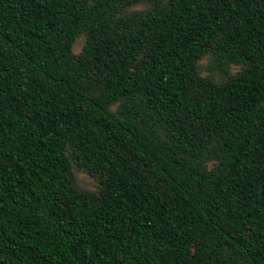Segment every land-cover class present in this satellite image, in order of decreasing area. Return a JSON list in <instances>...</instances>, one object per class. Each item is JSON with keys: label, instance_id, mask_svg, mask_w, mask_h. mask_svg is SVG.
<instances>
[{"label": "trees", "instance_id": "obj_1", "mask_svg": "<svg viewBox=\"0 0 264 264\" xmlns=\"http://www.w3.org/2000/svg\"><path fill=\"white\" fill-rule=\"evenodd\" d=\"M0 264H264V0H0Z\"/></svg>", "mask_w": 264, "mask_h": 264}, {"label": "rangeland", "instance_id": "obj_2", "mask_svg": "<svg viewBox=\"0 0 264 264\" xmlns=\"http://www.w3.org/2000/svg\"><path fill=\"white\" fill-rule=\"evenodd\" d=\"M79 47V44L75 45V49H77ZM200 66H201V74L202 75H209L212 76L216 79H219L220 75L217 72V69L210 64L209 62V58L208 57H204L202 59H200ZM237 67L234 65H231L229 67V71H234L236 70ZM76 181L78 182L79 185H81L83 188L87 187V188H93L94 187V182L89 179L88 177H86V175L83 172L80 171H76Z\"/></svg>", "mask_w": 264, "mask_h": 264}]
</instances>
